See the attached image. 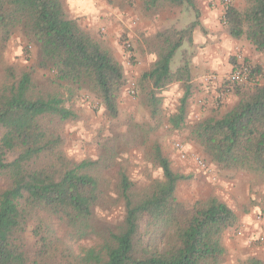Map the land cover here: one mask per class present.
I'll return each instance as SVG.
<instances>
[{
	"label": "trees",
	"instance_id": "16d2710c",
	"mask_svg": "<svg viewBox=\"0 0 264 264\" xmlns=\"http://www.w3.org/2000/svg\"><path fill=\"white\" fill-rule=\"evenodd\" d=\"M222 1L220 21L226 33L264 52V0H243L242 10ZM161 4L186 6L195 20L185 28L159 30L146 41L156 58L136 86L150 116L161 111V92L183 82L171 127L185 126L189 139L217 169L264 176V83L237 84L235 104L222 114L187 123L191 60L181 47L199 24L197 0H142L140 5L150 11ZM16 31L36 45L38 56L18 71L0 68V264H218L225 253L224 233L237 223V215L215 196L190 206L179 201L177 184L189 176L171 168L159 144L152 146L150 157L162 179L137 190L120 171L114 198L107 194L103 175L114 154L76 162L63 150V125L76 118L66 102L82 89L98 99L110 118L118 117L126 78L112 50L67 12L63 0H0V49ZM37 69L51 76L39 81L33 74ZM251 71L254 76L258 66ZM119 202L123 219L97 226L95 209ZM142 215L148 216L144 244L136 239ZM84 240L92 243L79 244ZM244 264L264 260L251 256Z\"/></svg>",
	"mask_w": 264,
	"mask_h": 264
},
{
	"label": "rangeland",
	"instance_id": "374dc122",
	"mask_svg": "<svg viewBox=\"0 0 264 264\" xmlns=\"http://www.w3.org/2000/svg\"><path fill=\"white\" fill-rule=\"evenodd\" d=\"M128 1L132 4V6L129 5V10L133 9L127 17L128 24L126 27L122 24L118 30H114L113 40L103 38L105 30L107 31L106 27L97 26L88 29L79 20L84 28L91 31L112 50L116 59L123 66L126 83L118 99V117L114 119L106 114L98 99L85 89H82L76 96L66 102V105L70 106L76 113V118L63 125V150L68 158L76 162L82 160H101L103 156L109 157L111 154H114L115 159L112 166L105 168L103 172L106 180L104 185L106 186L107 194L114 198L116 197L115 185L118 172L120 171L126 174L129 181L134 184V188L137 190H142L153 180L162 179L161 169L150 157L151 148L157 143L162 153L170 161L171 168L176 172L189 176V178L178 182L175 194L179 201L190 206L196 200H204L214 195L208 190L209 188L203 185L196 171L190 167L177 166L179 162L182 163L178 156V150L175 148L177 142L188 152L189 157L187 160L190 164H193H191L192 166H194L191 158L192 155L199 156L205 162H208L203 149L189 139L185 126L175 129L169 124L170 118L175 114L179 105L185 85L182 83L181 85L169 87L171 85L169 84L161 92L163 99L161 111L154 117L150 116L149 109L145 105L146 100L144 95L139 92V88L136 85L140 74L147 71L156 58L154 53L149 52L146 41L151 39L159 30L187 27L192 22V18H194V12L186 6L170 7L166 4H161L154 10L143 11L141 5L139 7V3L136 4L135 0ZM219 2L220 4L224 3L222 0ZM228 2H231L240 10L245 6L243 0H228ZM122 4L124 3L121 1ZM133 4H136V8L135 6L133 8ZM165 16L174 17L176 21L164 24L165 22L161 21V17ZM195 29H198L197 26ZM130 31L136 33L134 40L130 39ZM194 31L192 33V40L190 42L185 40L181 47V50H184L188 57H190V62H192L193 56L197 58L200 57L201 53L209 51L210 46L213 44L207 42L195 43L193 41ZM242 39L246 40L245 38ZM126 46H130L129 51L126 50ZM181 53L182 51L178 52L174 57L172 63L173 69L179 65L182 58ZM225 55L231 57L229 52ZM37 56L38 50L36 45L26 40L20 32L16 31L5 47L0 49V68L1 66L9 65L18 71L33 65L37 60ZM250 66L251 68L258 66L259 72L254 73V82L239 85L241 87L248 88L251 87L249 85L264 83V65L261 66V63H255V65L250 64ZM208 73L210 72H205V74ZM33 74L39 81L51 76V72L42 69L35 70ZM224 85L222 83L218 90H223ZM239 86L233 85L229 88L234 94L228 95L227 92L221 99L223 102L216 109H213L215 111L213 114H222L228 106L225 102H228L230 107L236 103L238 96L235 94V90ZM133 89L134 94H132ZM216 99L214 98V101ZM224 104L226 109H221V105ZM188 116L186 113V122H192V119L188 118ZM217 170L222 180H235L234 177L239 174L238 177L245 183L246 186L242 187L240 195L236 197L237 201L242 202L243 210H249V207L261 203V185H264V176H257L245 170ZM252 187L256 188L252 189ZM257 212L262 216L260 220L261 224H264V208L259 209ZM257 212L256 214L258 215ZM123 216V207L119 202L115 205H103L96 208L94 221L99 227L109 226L121 221ZM147 220V215L140 216L138 220L136 239L141 244H144L147 238ZM257 240L255 239L254 242ZM32 241L33 238L28 233L27 245L29 250H32ZM91 243V240L79 242L81 245H90ZM248 257L251 256L247 254L235 255L226 249L218 264H244ZM259 257L264 260V248L260 251Z\"/></svg>",
	"mask_w": 264,
	"mask_h": 264
},
{
	"label": "crops",
	"instance_id": "0c3cea01",
	"mask_svg": "<svg viewBox=\"0 0 264 264\" xmlns=\"http://www.w3.org/2000/svg\"><path fill=\"white\" fill-rule=\"evenodd\" d=\"M121 1L124 4L121 5ZM135 1L136 4L139 3L138 6L140 7L142 0ZM219 1L197 0L199 24L198 29L194 31L193 41L195 43L207 42L213 44L210 46L209 51L201 53L200 57L193 56L192 58L191 78L189 80L192 85V94L186 107L188 118L192 119L191 121L213 114L215 112L213 109H216L223 102L220 99L214 101V98H216V94L221 92V90H218L222 85L221 78L223 79L235 66V52H241L251 65H255V63H261V66L264 65V52L256 51L247 40L234 39L226 33L220 21L224 3L220 4ZM63 2L67 12L71 16L79 18L84 27L87 26L88 29L97 26L106 27L107 31L105 30L103 38L110 40H113L114 32L122 24L125 27L127 26V17L133 10H129V5L132 6V4L128 0H63ZM136 4H133V8L134 6L136 8ZM193 20H195V15L192 18ZM161 21L165 22L164 24H170L176 20L174 17L165 16L161 17ZM130 32V39L134 40L136 33ZM228 52L231 57L225 55ZM205 72L210 73L205 74ZM182 83L176 81L171 83L169 87L181 85ZM231 94L234 93L229 90L228 95ZM225 104L228 105L227 108L230 107L228 102H225ZM225 104L221 105V109H226ZM179 158L183 164L179 162L177 166L190 167L196 171L203 185L209 188L208 190L214 196L231 207L237 215V223L224 233L225 251L227 249L235 255L247 254L259 257L260 251L264 248V244H262L264 242V224H261L256 212L264 208V185H261V203L249 207V210H243L242 202L236 200L242 187L246 186L238 177L239 174L234 177L235 180H222L214 164L207 162L209 168L204 170L194 162V166H192L193 164L191 163V165L187 159H182L180 156ZM205 187L202 188L206 189ZM239 228H243V232L238 233L237 229ZM255 239L258 240L254 242Z\"/></svg>",
	"mask_w": 264,
	"mask_h": 264
},
{
	"label": "built area",
	"instance_id": "2783aa9c",
	"mask_svg": "<svg viewBox=\"0 0 264 264\" xmlns=\"http://www.w3.org/2000/svg\"><path fill=\"white\" fill-rule=\"evenodd\" d=\"M235 66L232 70L221 80L225 84L223 90L220 93L216 94L217 99H222V97L229 91V88L237 84H246L255 81L252 75V68L250 63L245 59L244 55L241 52H235ZM175 148L178 150L179 156L182 159H187L189 154L186 150L183 149V146L180 143L175 144ZM192 161L200 168L207 170L208 163L201 159L199 156L192 155ZM261 215L258 213V219L261 220ZM238 233L243 232V228L237 229Z\"/></svg>",
	"mask_w": 264,
	"mask_h": 264
}]
</instances>
